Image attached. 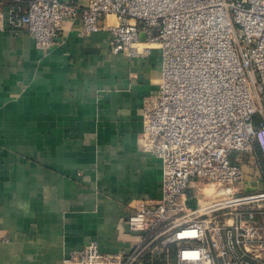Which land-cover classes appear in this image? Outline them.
Listing matches in <instances>:
<instances>
[{"label": "built area", "instance_id": "2783aa9c", "mask_svg": "<svg viewBox=\"0 0 264 264\" xmlns=\"http://www.w3.org/2000/svg\"><path fill=\"white\" fill-rule=\"evenodd\" d=\"M4 1L8 25L41 50L79 17L81 34L109 33L114 54L159 51L142 122L161 194L127 217L139 233L128 252L91 241L63 264L168 261L170 250L173 264H264V0H0V23Z\"/></svg>", "mask_w": 264, "mask_h": 264}, {"label": "crops", "instance_id": "0c3cea01", "mask_svg": "<svg viewBox=\"0 0 264 264\" xmlns=\"http://www.w3.org/2000/svg\"><path fill=\"white\" fill-rule=\"evenodd\" d=\"M7 4L0 23V264H63L91 241L103 252L126 253L139 237L127 217L139 200L161 194V164L143 147L142 122L143 100L157 89L159 51L143 59L114 54L109 33L81 34L79 17L41 50L25 27L8 25ZM173 256H147L143 264H173Z\"/></svg>", "mask_w": 264, "mask_h": 264}, {"label": "rangeland", "instance_id": "374dc122", "mask_svg": "<svg viewBox=\"0 0 264 264\" xmlns=\"http://www.w3.org/2000/svg\"><path fill=\"white\" fill-rule=\"evenodd\" d=\"M245 180H246V179H245ZM245 182H246V181H245ZM247 184H250L251 186H249V187H248V190L246 189L245 192H249V191H252V190L255 189V188H254V186H255V185H254V184H255L254 182H247ZM242 192H244V191H242Z\"/></svg>", "mask_w": 264, "mask_h": 264}, {"label": "water", "instance_id": "95a60500", "mask_svg": "<svg viewBox=\"0 0 264 264\" xmlns=\"http://www.w3.org/2000/svg\"><path fill=\"white\" fill-rule=\"evenodd\" d=\"M141 39H143V35L141 36Z\"/></svg>", "mask_w": 264, "mask_h": 264}]
</instances>
